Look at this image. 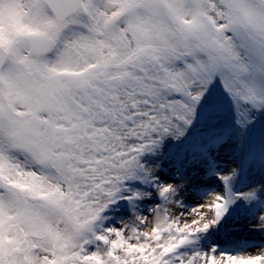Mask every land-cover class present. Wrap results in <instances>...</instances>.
Listing matches in <instances>:
<instances>
[{"label":"snow or ice","instance_id":"snow-or-ice-1","mask_svg":"<svg viewBox=\"0 0 264 264\" xmlns=\"http://www.w3.org/2000/svg\"><path fill=\"white\" fill-rule=\"evenodd\" d=\"M241 229L264 0H0V264H264Z\"/></svg>","mask_w":264,"mask_h":264},{"label":"rangeland","instance_id":"rangeland-1","mask_svg":"<svg viewBox=\"0 0 264 264\" xmlns=\"http://www.w3.org/2000/svg\"><path fill=\"white\" fill-rule=\"evenodd\" d=\"M190 205L192 204V202L190 200L187 201ZM240 235H241V239H247L252 243H256L259 244L261 242L262 239H264V237H261L260 235L257 234H249L246 230L241 229L240 230ZM258 250H253V252L251 254H257Z\"/></svg>","mask_w":264,"mask_h":264},{"label":"bare ground","instance_id":"bare-ground-1","mask_svg":"<svg viewBox=\"0 0 264 264\" xmlns=\"http://www.w3.org/2000/svg\"><path fill=\"white\" fill-rule=\"evenodd\" d=\"M196 198V193H193L192 199H190L191 202Z\"/></svg>","mask_w":264,"mask_h":264}]
</instances>
